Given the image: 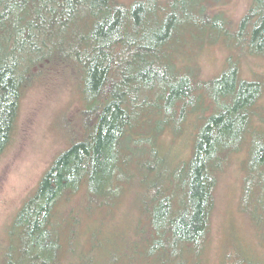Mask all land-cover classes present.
I'll return each mask as SVG.
<instances>
[{
	"label": "trees",
	"instance_id": "obj_1",
	"mask_svg": "<svg viewBox=\"0 0 264 264\" xmlns=\"http://www.w3.org/2000/svg\"><path fill=\"white\" fill-rule=\"evenodd\" d=\"M184 1L0 0V156L25 91L52 68L68 67L83 99L82 137L55 158L13 219L1 264H205L217 176L243 149V201L255 199L251 218L264 238V134L257 138L254 124L261 83L231 65L204 80L182 56L188 38H223L263 55L264 0L234 24L220 11L204 17L196 9L203 0L190 9ZM185 126L199 132L191 155L176 158L159 137ZM128 189L139 216L129 234L106 232ZM83 215L90 223L81 235ZM243 258L231 264H250Z\"/></svg>",
	"mask_w": 264,
	"mask_h": 264
},
{
	"label": "rangeland",
	"instance_id": "obj_2",
	"mask_svg": "<svg viewBox=\"0 0 264 264\" xmlns=\"http://www.w3.org/2000/svg\"><path fill=\"white\" fill-rule=\"evenodd\" d=\"M117 1L130 4L135 0ZM161 1H170L171 7H174L173 0ZM194 1L185 0L184 7L190 9ZM252 1L203 0L204 6L196 9L206 18L216 11L223 12L227 23L234 24L243 18ZM184 47L183 58L190 59L193 66L197 67L199 77L204 80L218 79L228 68L234 66L243 79L261 83L262 94L256 102L254 118L256 128H260L255 136L261 137L264 134V54L246 52L247 48L236 47L223 38L205 41L203 38H188ZM82 104L77 78L64 65L52 68L25 91L11 144L0 156V261L4 250L7 255L9 249L7 245L11 239L8 230L13 219L34 195L55 158L72 141L82 137L78 116ZM194 117L195 114L190 118L189 126ZM198 132L197 127L192 126H185L178 134L167 128L160 134L159 144L172 156L186 158L192 153V137ZM246 155L247 149L232 155L218 173L210 241L203 252L205 264H223L233 251L235 252L227 264H231L234 259L243 258L240 253L244 254L243 259L250 260V264H257L258 261L253 258H264V238L256 219L251 218L256 217L259 211L255 199L249 201L248 196L247 201H243V165ZM83 197L84 190H81L75 195L73 203L81 206ZM136 208L134 191L128 189L118 198L115 212L107 216L106 232L129 234L125 231H129L133 219L139 216ZM101 214V211H97L96 217ZM81 219L79 230L82 235L87 231L90 218L83 215ZM87 239V234L81 237L84 244Z\"/></svg>",
	"mask_w": 264,
	"mask_h": 264
}]
</instances>
